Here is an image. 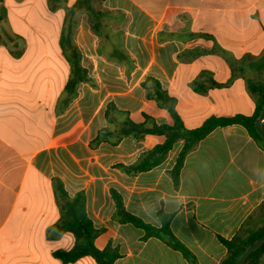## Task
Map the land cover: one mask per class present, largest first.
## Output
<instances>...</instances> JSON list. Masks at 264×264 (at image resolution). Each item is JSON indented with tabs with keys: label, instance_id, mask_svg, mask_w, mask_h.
I'll use <instances>...</instances> for the list:
<instances>
[{
	"label": "crops",
	"instance_id": "obj_1",
	"mask_svg": "<svg viewBox=\"0 0 264 264\" xmlns=\"http://www.w3.org/2000/svg\"><path fill=\"white\" fill-rule=\"evenodd\" d=\"M24 1L0 0V10L11 16ZM37 5L40 19L47 9L52 17V0H30V9ZM96 7L118 16L111 27L120 26L135 66L128 75L125 64L98 52L102 38L81 13L74 39L98 85L80 82L63 111L70 75L64 52H27L37 43L21 50L14 37L6 43L0 34V264H97L90 255L68 263L54 255L75 243L71 231L54 229L64 202L56 178L69 196L85 192L88 216L104 228L95 245L111 243L120 252L113 264L191 262L162 237L145 238L144 228L115 218L112 187L147 223L160 227V213L170 215L173 234L199 264H220L228 253L223 239L264 218V146L246 126H218L200 139L184 158L178 184L171 171L183 140L161 163L136 174L115 164L135 162L164 135L125 136L96 147L90 141L107 124L109 101L137 122L144 113L173 122L146 96L141 82L148 76L176 96L187 127L211 115L253 114L257 97L249 82H264V0H100Z\"/></svg>",
	"mask_w": 264,
	"mask_h": 264
},
{
	"label": "trees",
	"instance_id": "obj_2",
	"mask_svg": "<svg viewBox=\"0 0 264 264\" xmlns=\"http://www.w3.org/2000/svg\"><path fill=\"white\" fill-rule=\"evenodd\" d=\"M64 1L66 2L67 0ZM97 1L100 0H76L72 6L66 8L59 42L62 52H64L70 63V75L65 85V104L60 111H63L77 95V88L80 82H88L94 87L98 85L94 78L90 76L88 68L82 64V53L74 39V32L78 26L81 13L87 14L91 28L102 38L98 52L106 54L109 59L125 64L128 75H130L135 66L134 59L124 49L122 30H112L111 21L119 23L118 16L110 10L97 8L95 5ZM141 84L146 91V96L155 99L160 107L167 109L173 118V122H158L152 115L147 113H144L145 119L143 121L137 122L130 117L129 111L119 108L114 101H109L104 112L107 124L100 128L96 136L90 141L92 147L98 146L103 141L117 144L125 136H132L137 140L143 139L148 133L165 136L164 141L142 152L135 162L131 164L116 163L115 166L123 171L129 174H136L154 167L167 157L169 151L179 140H183L182 149L171 171L174 182L178 184L184 158L197 142L216 127L234 123H241L246 126L250 134L264 146V138L255 126V121L260 115L264 104V82H249L250 91L257 97V104L253 114L211 115L196 127H187L185 125L177 109L178 100L176 96L163 88L158 79L148 76ZM56 185L64 202L62 204L63 211L60 222L54 226V229L60 228L71 231L74 234L75 243L68 250L59 249L54 251V255L59 257L64 263L90 255L97 264H113L115 259L120 256V252L111 243H108L104 249H99L95 245V238L104 228H96L88 216L85 192L81 190L74 196H69L63 182L59 178H56ZM110 192L116 203L115 218L122 222L129 221L136 226L144 228L145 238L151 235L162 237L173 248L180 250L190 260L191 264H199L194 253L173 234L170 227V215L160 213L162 225L156 227L129 212L125 207L122 195L116 188L112 187ZM262 234H264V219L253 226H244L231 239H223L228 248V253L220 264H239L241 255L246 247ZM263 255L264 243L249 254L246 264H261Z\"/></svg>",
	"mask_w": 264,
	"mask_h": 264
},
{
	"label": "rangeland",
	"instance_id": "obj_3",
	"mask_svg": "<svg viewBox=\"0 0 264 264\" xmlns=\"http://www.w3.org/2000/svg\"><path fill=\"white\" fill-rule=\"evenodd\" d=\"M98 2L99 1L95 2V5H98ZM66 5L67 3L64 0H52V8L50 9L52 11V17L49 16V9H47L46 19H40L37 16L36 12L39 7L38 5L30 9V0L24 1L18 5L11 16H6L5 13H2L0 10V15L2 17L0 21V34L3 35V41L12 43L13 41H11V38L14 37L16 40L15 47H20L21 50L27 47L28 42L37 43L36 46L33 45L29 47L27 52H34L35 49H37L36 52H62L58 44L59 31L67 10ZM17 13L21 16L19 17ZM84 15L81 14L80 18L84 17ZM23 16H25V19L22 18ZM112 26V30L120 28L119 25L113 24ZM44 39L47 40L46 44L43 41ZM225 52L229 51L225 50ZM58 73L59 71L57 72L54 70V77L55 74Z\"/></svg>",
	"mask_w": 264,
	"mask_h": 264
},
{
	"label": "water",
	"instance_id": "obj_4",
	"mask_svg": "<svg viewBox=\"0 0 264 264\" xmlns=\"http://www.w3.org/2000/svg\"><path fill=\"white\" fill-rule=\"evenodd\" d=\"M264 104L262 106V110L260 115L258 116V118L255 121V126L257 128V130L259 131V133L261 134V136L264 138ZM264 243V234H262L260 237H258L257 239H255L253 242H251L246 249L244 250V252L241 255L240 258V262L239 264H246L247 262V258L249 256V254L255 249L257 248L259 245Z\"/></svg>",
	"mask_w": 264,
	"mask_h": 264
}]
</instances>
